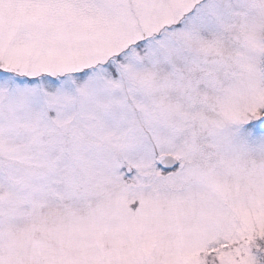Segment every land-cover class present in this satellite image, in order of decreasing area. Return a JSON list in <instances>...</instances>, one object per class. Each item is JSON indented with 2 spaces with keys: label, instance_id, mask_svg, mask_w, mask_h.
<instances>
[{
  "label": "snow or ice",
  "instance_id": "6c2138e0",
  "mask_svg": "<svg viewBox=\"0 0 264 264\" xmlns=\"http://www.w3.org/2000/svg\"><path fill=\"white\" fill-rule=\"evenodd\" d=\"M0 264H264V0H0Z\"/></svg>",
  "mask_w": 264,
  "mask_h": 264
}]
</instances>
